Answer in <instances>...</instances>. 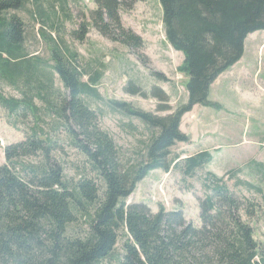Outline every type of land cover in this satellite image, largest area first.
Instances as JSON below:
<instances>
[{
    "label": "trees",
    "instance_id": "obj_1",
    "mask_svg": "<svg viewBox=\"0 0 264 264\" xmlns=\"http://www.w3.org/2000/svg\"><path fill=\"white\" fill-rule=\"evenodd\" d=\"M30 1L41 10L42 17V0H0V78L15 85L22 80L26 86L21 98L7 97L0 91V107L11 117H32L34 121L31 135L4 149L6 163L0 167V264H98L111 255L121 229H126L128 236L122 264H264L252 225L264 215V205L237 195L229 184L233 181L235 188L263 201L264 186L241 177L240 169L221 177L208 172L204 177L211 193L199 198L201 227L189 222L182 210L167 211L161 206L153 213L143 203L126 204L137 184L153 170L176 167L186 178H194L211 163L209 150L169 160L171 148L177 142L190 141L181 130L184 114L196 105H217L210 99L212 84L242 58L248 35L264 30V0H160L166 38L184 53L179 70L188 77V101L166 116L112 102L115 109L160 129L148 146L146 161L126 168L113 137L100 128L98 113L85 101V96L100 98L96 86L101 74L87 75L80 70L77 54L66 53L45 26L40 34L53 42L54 63L30 56L25 48L26 23L14 11L26 9ZM60 1L69 19L68 0ZM135 1L95 0L91 22L83 20L72 35L83 42L93 27L112 41L142 48L144 41L124 26L120 15L122 8H133ZM58 79L68 92L59 86ZM128 89L144 94L132 83ZM159 91L154 88L152 92L160 100L158 111L170 110L168 98ZM37 98L46 104L45 109ZM43 110L48 112L43 114ZM57 127L68 130L73 146L93 164L105 183L103 194L87 175L76 182L66 178L53 155L58 140L46 130ZM37 155L42 157L39 163L24 160ZM253 165L264 174V162L254 161ZM17 166L23 171L18 172ZM81 216L89 217L90 229L72 235L70 227Z\"/></svg>",
    "mask_w": 264,
    "mask_h": 264
},
{
    "label": "rangeland",
    "instance_id": "obj_2",
    "mask_svg": "<svg viewBox=\"0 0 264 264\" xmlns=\"http://www.w3.org/2000/svg\"><path fill=\"white\" fill-rule=\"evenodd\" d=\"M39 6L45 11L43 18L41 10L32 1L26 9L14 11L26 23L24 46L30 56L36 55L49 65L54 63L53 42L40 34V29L45 26L47 34L58 40L66 53L77 54L76 64L80 70L93 76L99 72L101 77L96 87L100 98L85 96V101L98 113L100 128L113 137L121 164L126 168L145 162L148 146L160 129L115 109L112 102H125L132 108L166 116L188 101V77L179 70L184 53L176 50L166 38L161 1L136 0L133 8H122L120 11L124 26L144 41L139 49L112 41L93 27L83 42L72 35L83 20L91 22V11L97 7L95 0H68L66 12L69 19L64 15L60 0H42ZM87 75L85 80L89 78ZM57 83L64 92H68L59 79ZM131 83L140 86L144 94L130 92L128 86ZM154 88L168 98L170 110L158 111L160 100L153 96ZM25 89L22 80L15 85L0 78V91L7 97L21 98ZM210 99L217 105H197L184 114L181 130L189 136L190 141L177 142L171 148L169 160L209 150L213 155L211 163L199 170L194 178H186L176 167L169 171L153 170L137 184L126 199L127 205L143 203L153 213H157L161 206L167 211L182 210L189 222L201 227L199 198L203 199L211 193L204 185L208 172L221 177L232 169H240L241 177L264 186V174L253 165L254 161L264 162V30L248 35L244 55L215 80ZM36 102L45 109L46 104L42 100L37 98ZM45 112L48 111H42L43 114ZM51 118L47 117V120ZM13 122L18 125L14 126ZM52 126L55 125L52 123ZM32 129V117H11L6 109L0 107V167L6 163L5 147L25 140L27 134H32ZM65 129L57 127L56 130H46L51 131L58 140L53 155L63 166L66 178L76 182L87 175L95 180L101 189L100 194H103L104 181L88 158L73 146ZM41 158L37 155L24 160L39 163ZM16 170L23 171L21 166H17ZM229 185L237 195L249 196L264 205L261 197L235 188L233 181ZM252 225L255 239L264 254V215L260 214ZM89 229V217L81 216L77 223L71 225L70 233H84ZM127 240V230L121 229L111 255L98 264H122Z\"/></svg>",
    "mask_w": 264,
    "mask_h": 264
},
{
    "label": "crops",
    "instance_id": "obj_3",
    "mask_svg": "<svg viewBox=\"0 0 264 264\" xmlns=\"http://www.w3.org/2000/svg\"><path fill=\"white\" fill-rule=\"evenodd\" d=\"M197 106V105H196Z\"/></svg>",
    "mask_w": 264,
    "mask_h": 264
}]
</instances>
